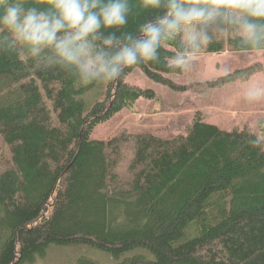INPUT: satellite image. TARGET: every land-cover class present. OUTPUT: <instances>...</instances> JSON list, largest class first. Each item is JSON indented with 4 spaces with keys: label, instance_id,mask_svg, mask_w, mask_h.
I'll return each instance as SVG.
<instances>
[{
    "label": "trees",
    "instance_id": "trees-1",
    "mask_svg": "<svg viewBox=\"0 0 264 264\" xmlns=\"http://www.w3.org/2000/svg\"><path fill=\"white\" fill-rule=\"evenodd\" d=\"M129 6L126 25L104 35L139 36L165 12ZM178 50L179 37L158 49L159 61L88 85L23 49L0 51V264L30 263L54 245L97 248L118 264H264V148L251 144L264 127L221 128L197 110L171 138L126 128L91 137L142 97L156 98L127 82L137 68L182 91L247 80L263 66L180 83L170 75L185 70L165 62ZM224 50L246 51L226 28L199 52Z\"/></svg>",
    "mask_w": 264,
    "mask_h": 264
},
{
    "label": "clouds",
    "instance_id": "clouds-1",
    "mask_svg": "<svg viewBox=\"0 0 264 264\" xmlns=\"http://www.w3.org/2000/svg\"><path fill=\"white\" fill-rule=\"evenodd\" d=\"M140 7L165 12L141 25L139 36L118 37L101 29L126 25L129 0H36L35 5L0 0V51L23 49L45 67L69 72L88 85L115 80L126 67L159 61L158 49L177 37L180 50L165 62L182 71L225 28L242 49L264 48V0H140ZM244 99L261 101L264 87H250ZM251 144L264 148V138L257 136Z\"/></svg>",
    "mask_w": 264,
    "mask_h": 264
},
{
    "label": "rangeland",
    "instance_id": "rangeland-1",
    "mask_svg": "<svg viewBox=\"0 0 264 264\" xmlns=\"http://www.w3.org/2000/svg\"><path fill=\"white\" fill-rule=\"evenodd\" d=\"M262 63V69L247 80H236L220 87H208L205 90L187 89L176 91L148 78L142 69L137 68L128 74L126 80L139 87L152 88L155 99L142 97L135 110H123L111 119L98 124L92 134L93 138H109L122 129L135 132H151L171 138L184 134L199 110L207 121L216 123L221 128L236 125L247 126L258 133L264 127V99L248 103L245 92L252 86L264 87V49L229 51L220 53L198 52L190 66L181 74H171L178 82L204 83L208 79H217L221 75L238 68ZM202 88L201 85L198 86ZM264 138V137H263ZM3 143L0 141V150ZM112 255L89 246L50 247L43 256L27 264H118Z\"/></svg>",
    "mask_w": 264,
    "mask_h": 264
}]
</instances>
